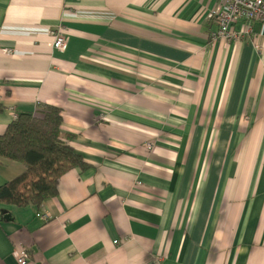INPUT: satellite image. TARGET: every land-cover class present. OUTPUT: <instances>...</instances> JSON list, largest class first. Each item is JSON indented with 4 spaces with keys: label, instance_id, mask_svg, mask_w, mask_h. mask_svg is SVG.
Listing matches in <instances>:
<instances>
[{
    "label": "crops",
    "instance_id": "crops-1",
    "mask_svg": "<svg viewBox=\"0 0 264 264\" xmlns=\"http://www.w3.org/2000/svg\"><path fill=\"white\" fill-rule=\"evenodd\" d=\"M218 9L0 0V135L55 106L87 164L40 208L0 204V264H264V26L212 40ZM25 169L1 158L0 185Z\"/></svg>",
    "mask_w": 264,
    "mask_h": 264
},
{
    "label": "trees",
    "instance_id": "trees-1",
    "mask_svg": "<svg viewBox=\"0 0 264 264\" xmlns=\"http://www.w3.org/2000/svg\"><path fill=\"white\" fill-rule=\"evenodd\" d=\"M62 110L40 105L36 112L20 113L0 135V159L22 162L26 169L12 181L0 185V204L40 208L58 194L61 176L73 168L87 166L82 154L64 139Z\"/></svg>",
    "mask_w": 264,
    "mask_h": 264
},
{
    "label": "built area",
    "instance_id": "built-area-1",
    "mask_svg": "<svg viewBox=\"0 0 264 264\" xmlns=\"http://www.w3.org/2000/svg\"><path fill=\"white\" fill-rule=\"evenodd\" d=\"M216 11L217 28L212 32V40L237 41L253 34L254 23L264 26V0H218ZM54 36L52 46L59 52L67 49V40L61 32L51 31ZM17 118V115H15ZM44 221L48 215L38 214ZM118 244V241H114ZM18 264H28L30 253L22 248L14 253Z\"/></svg>",
    "mask_w": 264,
    "mask_h": 264
},
{
    "label": "water",
    "instance_id": "water-1",
    "mask_svg": "<svg viewBox=\"0 0 264 264\" xmlns=\"http://www.w3.org/2000/svg\"><path fill=\"white\" fill-rule=\"evenodd\" d=\"M5 219H7V220H8V219H9V215H5Z\"/></svg>",
    "mask_w": 264,
    "mask_h": 264
}]
</instances>
